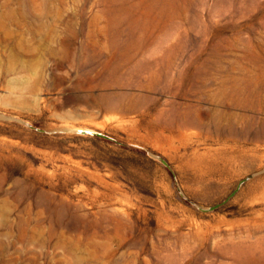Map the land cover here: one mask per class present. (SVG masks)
I'll return each mask as SVG.
<instances>
[{
    "label": "rangeland",
    "instance_id": "obj_1",
    "mask_svg": "<svg viewBox=\"0 0 264 264\" xmlns=\"http://www.w3.org/2000/svg\"><path fill=\"white\" fill-rule=\"evenodd\" d=\"M0 264H264V0H0Z\"/></svg>",
    "mask_w": 264,
    "mask_h": 264
},
{
    "label": "bare ground",
    "instance_id": "obj_2",
    "mask_svg": "<svg viewBox=\"0 0 264 264\" xmlns=\"http://www.w3.org/2000/svg\"><path fill=\"white\" fill-rule=\"evenodd\" d=\"M240 78L241 79L243 78V73H240ZM207 154L209 155V152L198 153L196 160L193 162V165H195L202 173H206V174L211 173V172H215L217 170V168L214 166L213 162H211L212 160H206L205 155H207ZM210 155H211V153H210Z\"/></svg>",
    "mask_w": 264,
    "mask_h": 264
},
{
    "label": "water",
    "instance_id": "obj_3",
    "mask_svg": "<svg viewBox=\"0 0 264 264\" xmlns=\"http://www.w3.org/2000/svg\"><path fill=\"white\" fill-rule=\"evenodd\" d=\"M162 161L166 163V161H165L164 159H162ZM249 176H250V175H247V176L241 178V179L238 181L237 186H236V187H235V188L229 193V195L233 194V193L236 191V189L238 188V186L240 185V183H241L244 179H246L247 177H249ZM219 203H220V202L215 203V204L209 206L208 208H209V209H212V208L216 207ZM203 209H206V208H203Z\"/></svg>",
    "mask_w": 264,
    "mask_h": 264
}]
</instances>
